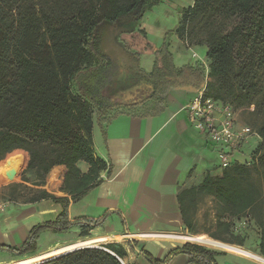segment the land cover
<instances>
[{
  "label": "trees",
  "instance_id": "obj_1",
  "mask_svg": "<svg viewBox=\"0 0 264 264\" xmlns=\"http://www.w3.org/2000/svg\"><path fill=\"white\" fill-rule=\"evenodd\" d=\"M162 1L0 0V161L22 154L18 149L27 152L24 171L34 170L31 180L38 185L53 166L64 165L62 191L73 194L76 201L100 182L99 171L105 167L91 148L94 111L103 114L120 105L134 106L184 85L197 90L205 85L206 96L225 103L229 100L236 107L248 103L258 91V73L264 70V0H193L192 6L182 10L176 29L182 39L188 38L189 24L201 21L200 36L194 40L189 34V44L206 46L210 78L206 83L198 67H175L166 41L155 52L150 72L142 70L136 55L126 49L118 55L108 53L107 45H117L120 34L144 33L139 28L144 14ZM234 17L239 21L226 29L225 22ZM105 36L110 41H102ZM244 44L249 49L239 60L237 50ZM256 132L261 140L251 153V165L233 162L221 176L208 174L198 187L178 195L189 233L197 232L185 211L195 210L197 193L213 197L216 227L222 233L231 232L230 222L223 218L239 217L261 204L264 125ZM79 160L89 165L87 173L80 174ZM44 197L61 205L56 219L33 227L21 247L0 245V251L22 256L33 247L39 229H67L71 223L67 220L68 200L38 190L28 201ZM85 221L83 237L102 223V219ZM258 225L261 230L254 253L264 257V215ZM221 236L212 233L209 238L243 246V239L227 241ZM178 253L190 257L187 264H217L216 257L226 254L194 243L174 248L162 260L142 250L151 264H167ZM123 255L117 243H106L39 264H122Z\"/></svg>",
  "mask_w": 264,
  "mask_h": 264
},
{
  "label": "crops",
  "instance_id": "obj_2",
  "mask_svg": "<svg viewBox=\"0 0 264 264\" xmlns=\"http://www.w3.org/2000/svg\"><path fill=\"white\" fill-rule=\"evenodd\" d=\"M139 28L146 36L142 22ZM163 42L156 41L153 44L151 41H127V46L123 47L136 55L142 70L150 72L154 64V54ZM166 42L175 67L182 68L188 64L194 66L195 62L207 67L205 45H199L198 51H193L198 45L185 46L181 41ZM138 51L151 59L153 57L151 68L145 69L142 66ZM191 51L192 59L187 53ZM200 71L204 80V72L201 69ZM196 91L198 90L193 85L171 87L157 98L134 106L120 105L103 114L94 111L91 148L93 156L102 160L105 167L99 171L100 182L76 201L71 198L73 194L62 191L67 171L64 165L53 166L43 183L38 185L31 180L35 178L34 170L24 171L28 161V153L24 151L27 158L19 175L21 179L18 182L0 184V188L22 187L27 190L26 196L15 202L7 199L5 204L30 206L42 217L43 222L55 220L62 211L60 204L53 202L50 197L28 201L38 190H43L53 197L68 200L69 222L102 219L99 226L88 230L89 237L84 238L81 232H75L69 238L60 235L46 245L38 246L33 253L48 251L60 245L75 246L84 242L89 243L85 247L117 243L124 250L123 257L119 259L122 264H151L142 254V250L155 259L162 260L174 248L192 242L243 256L241 247L211 238L202 239L200 234L207 235L189 233L183 222L178 201L180 192L198 187L208 174H222L218 159L219 146L191 125L184 110V106L196 95ZM258 143L259 140L255 137H249L240 153L235 154V158L241 163H249L252 160L251 153ZM16 164L18 163L14 160H8L6 170L16 169ZM76 167L80 174L87 173L89 169V165L83 160L77 161ZM51 174L55 175L54 180H51ZM22 175L28 181H22ZM208 198L213 199L210 195L197 193L195 210L185 211V216L190 215L187 219L195 223L199 201ZM5 204H1L0 212ZM7 221L8 219L5 221L4 217H0V226L1 223L5 224L0 228V236L19 232L24 239L34 225L28 223L16 226L15 223L6 224ZM19 257L22 256L9 253L0 255V264H14V259ZM218 257L222 256H217L216 262ZM222 258H227L232 264H244L242 260L231 255ZM189 260L190 257L185 253H178L167 264H187ZM255 262L264 264V258L256 257Z\"/></svg>",
  "mask_w": 264,
  "mask_h": 264
},
{
  "label": "rangeland",
  "instance_id": "obj_3",
  "mask_svg": "<svg viewBox=\"0 0 264 264\" xmlns=\"http://www.w3.org/2000/svg\"><path fill=\"white\" fill-rule=\"evenodd\" d=\"M193 0H163L159 4L152 7V9L148 12H146L141 20L142 26L145 28L146 36L144 33H138V32H131V33H123L117 36V41L119 45H107L108 46V53L110 55H118L122 54V51L125 50L123 47L124 45L127 46V41H151L153 44L156 43V41H181L185 46H191L189 44V41H192L190 39L189 34L191 37L196 40L198 36H200L202 30H201V21L196 20L193 24H189L187 26L188 29V38L182 39L178 34L176 33V29L180 27V19L182 15V10L186 7L192 6ZM258 9L255 10V12ZM254 17V16H252ZM248 18L247 22H250V18ZM239 19L237 17L231 18L227 20L224 24L226 26V29L232 28ZM105 34V31H104ZM103 34V35H104ZM107 34V33H106ZM105 34V35H106ZM102 41H110V39L106 38V36L103 38ZM199 45L193 50L198 51ZM249 49V44H244L239 50H237V58L240 60L242 57V54H244L245 51ZM202 53V51H199ZM189 57L192 54L191 52H187ZM138 54L141 56L142 60V66L146 68H151L152 66V59L149 56H146L138 51ZM191 58V57H190ZM204 58V56L202 57ZM192 59V58H191ZM207 67L205 68L203 65L194 63V66L200 68L204 72V82H208L210 78L208 77V61L206 60ZM259 77V83H258V91L254 95V97L251 98V100L246 103L245 105L236 107L234 104L230 102V105L233 106L234 112H235V121L238 126H248L251 129L257 131V129L264 125V70L263 72L258 73ZM204 91L205 85L198 91ZM229 100H227L226 103H228ZM229 104V103H228ZM261 140V138H260ZM259 140V141H260ZM19 152H23L22 154L15 153L14 155L4 159L3 161H0V184L3 183H13L18 182L21 178L19 175H21V172L23 171L24 164L22 162L25 161L26 157L24 156L26 153L23 150H19ZM23 155V156H22ZM25 157V159H23ZM8 160H14L18 164H16V169L14 168L11 171L6 170V164ZM252 163H250L251 165ZM18 166V167H17ZM23 179H28L24 175H22ZM55 179V175L51 174V180ZM27 193V190L22 187H3L0 188V206L1 204H5L7 202V199H12L15 201H21V197H25ZM17 194V199H16ZM261 204L257 206L254 210L248 211L244 213L243 215L239 217H225L222 219V221H229L231 224V232L230 233H222L220 232V229L216 227V207L215 202L212 198L208 199H201L199 201V204L197 206V212H196V219L194 223V230L198 233H204L207 236H209L212 233H220L223 239L230 241L236 239H243V246L242 248V254L243 256H240L238 254L230 253L226 250H220V249H214L207 246L209 249H213L215 251H222L225 252V255H221L222 257L226 255L234 256L244 262V264H260L255 262L256 257H263L260 256L255 252L257 249V243L259 241L260 236V227L258 225V221L263 219L264 215V198L261 200ZM37 211H33L30 206L21 205L18 206L15 203H7L4 205L3 211L0 212V217H4L5 221L8 219L6 224H12L15 223L16 226L22 225V224H28L33 223L34 225L29 229L26 237L23 239L19 232L9 235L6 234V236L2 235L0 236V244H6L9 246L14 247H21L24 242L28 239L30 235V230L33 227H40L44 223L53 222L52 221H42V217L36 213ZM81 223H73L71 222L70 225L67 226L66 230H52L50 228H41L37 231L35 240L33 242V247L29 251H27L25 254L22 255V257L14 259L16 262L26 259L28 257H32L33 255L39 253H33L35 252L36 248L38 246H44L47 244L48 241L52 240L55 237L63 236V237H71L74 236L75 232L80 233L86 229V225H83L85 220H76ZM85 221V222H84ZM4 223H1L0 228L4 227ZM97 227V226H96ZM95 228V226L93 227ZM4 230V229H2ZM3 232V231H2ZM92 235V234H91ZM202 239L207 240L209 237L200 234ZM89 237V235H88ZM85 238V237H84ZM192 243V242H191ZM89 245V243H80V245ZM197 244V243H194ZM225 244V243H224ZM18 245V246H17ZM79 245V244H78ZM102 245V244H101ZM200 245V244H198ZM70 246L74 245H60L58 247H55L51 250L44 251V254H50L57 250L64 249ZM77 246V245H75ZM100 246V245H99ZM98 246V247H99ZM203 246V245H202ZM244 247V248H243ZM246 252H249L251 254H247ZM8 252L6 251H0V255H4ZM33 253V254H32ZM218 257L217 264H226L231 263L227 258ZM264 258V257H263ZM14 261V262H15ZM243 264V263H240Z\"/></svg>",
  "mask_w": 264,
  "mask_h": 264
},
{
  "label": "built area",
  "instance_id": "obj_4",
  "mask_svg": "<svg viewBox=\"0 0 264 264\" xmlns=\"http://www.w3.org/2000/svg\"><path fill=\"white\" fill-rule=\"evenodd\" d=\"M184 110L191 125L219 146L218 159L222 170L233 162L241 163L235 154L240 153L249 137L260 140L255 130L236 124L234 108L230 104L206 96L203 90L186 103Z\"/></svg>",
  "mask_w": 264,
  "mask_h": 264
},
{
  "label": "bare ground",
  "instance_id": "obj_5",
  "mask_svg": "<svg viewBox=\"0 0 264 264\" xmlns=\"http://www.w3.org/2000/svg\"><path fill=\"white\" fill-rule=\"evenodd\" d=\"M80 247H85V245H77V246H74V247H67V248H64V249L57 250V251H55L53 253H50V254H44L43 252H39V253L33 255L32 257H28L26 259L17 261L14 264H39V263H41V262H43V261H45L47 259H50V258H53V257H57L60 254L66 252V251H71L73 249L80 248ZM246 253L247 254H251L249 252H246Z\"/></svg>",
  "mask_w": 264,
  "mask_h": 264
},
{
  "label": "water",
  "instance_id": "obj_6",
  "mask_svg": "<svg viewBox=\"0 0 264 264\" xmlns=\"http://www.w3.org/2000/svg\"><path fill=\"white\" fill-rule=\"evenodd\" d=\"M80 248H85V247H80ZM80 248H76V249H80ZM76 249H73V250H76ZM73 250H71V251H73ZM71 251H66V252H64V253H62V254H60V255H63V254H66V253H68V252H71ZM59 255V256H60ZM58 257V256H57ZM53 258H55V257H53ZM50 259H52V258H50ZM48 260V259H47Z\"/></svg>",
  "mask_w": 264,
  "mask_h": 264
}]
</instances>
